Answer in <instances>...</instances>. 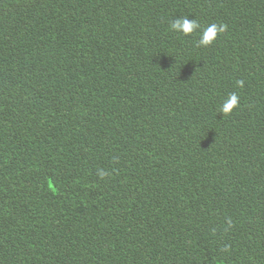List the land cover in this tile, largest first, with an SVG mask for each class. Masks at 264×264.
I'll return each mask as SVG.
<instances>
[{
	"label": "trees",
	"instance_id": "obj_1",
	"mask_svg": "<svg viewBox=\"0 0 264 264\" xmlns=\"http://www.w3.org/2000/svg\"><path fill=\"white\" fill-rule=\"evenodd\" d=\"M0 264H264V0H0Z\"/></svg>",
	"mask_w": 264,
	"mask_h": 264
},
{
	"label": "clouds",
	"instance_id": "obj_2",
	"mask_svg": "<svg viewBox=\"0 0 264 264\" xmlns=\"http://www.w3.org/2000/svg\"><path fill=\"white\" fill-rule=\"evenodd\" d=\"M171 30L176 33H179L183 36H190L193 33L199 31V39L196 41V47H208L213 45L218 36L224 33L227 29V26L223 23H211L206 27H202L198 19L193 18L189 19L188 15H180L175 17L169 24ZM236 86L242 88L244 86L243 80H237ZM240 97L235 93H230L227 99L222 103L218 109V114L221 116L231 115L232 112L239 107ZM99 176L103 178L106 173L101 170Z\"/></svg>",
	"mask_w": 264,
	"mask_h": 264
}]
</instances>
